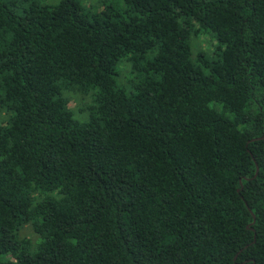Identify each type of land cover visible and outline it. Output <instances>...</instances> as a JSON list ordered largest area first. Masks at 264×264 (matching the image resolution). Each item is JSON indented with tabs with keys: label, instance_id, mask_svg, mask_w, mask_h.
Wrapping results in <instances>:
<instances>
[{
	"label": "trees",
	"instance_id": "1",
	"mask_svg": "<svg viewBox=\"0 0 264 264\" xmlns=\"http://www.w3.org/2000/svg\"><path fill=\"white\" fill-rule=\"evenodd\" d=\"M0 264H264V0H0Z\"/></svg>",
	"mask_w": 264,
	"mask_h": 264
},
{
	"label": "rangeland",
	"instance_id": "2",
	"mask_svg": "<svg viewBox=\"0 0 264 264\" xmlns=\"http://www.w3.org/2000/svg\"><path fill=\"white\" fill-rule=\"evenodd\" d=\"M47 3H57L60 0H43ZM82 1L85 5H88L90 7H93L94 9H97L98 7H100L101 5L104 4L105 0H80ZM109 2H112L114 0H107ZM204 40L207 41V45L210 46L214 43V39L212 40L209 37H204ZM70 106L76 111V113L80 116V117H84V113L81 111V108L84 106V102L83 99L80 95L78 94H70ZM25 235H30V236H34L33 231L30 228H27L26 230H24L23 232Z\"/></svg>",
	"mask_w": 264,
	"mask_h": 264
},
{
	"label": "water",
	"instance_id": "3",
	"mask_svg": "<svg viewBox=\"0 0 264 264\" xmlns=\"http://www.w3.org/2000/svg\"><path fill=\"white\" fill-rule=\"evenodd\" d=\"M258 171H259V167H257V173H256V175L258 174Z\"/></svg>",
	"mask_w": 264,
	"mask_h": 264
}]
</instances>
